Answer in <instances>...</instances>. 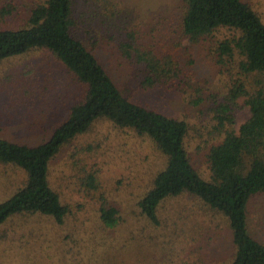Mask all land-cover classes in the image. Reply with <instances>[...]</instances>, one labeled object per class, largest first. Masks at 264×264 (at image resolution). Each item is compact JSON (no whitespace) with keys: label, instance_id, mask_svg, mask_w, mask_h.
I'll return each instance as SVG.
<instances>
[{"label":"rangeland","instance_id":"1","mask_svg":"<svg viewBox=\"0 0 264 264\" xmlns=\"http://www.w3.org/2000/svg\"><path fill=\"white\" fill-rule=\"evenodd\" d=\"M12 3L16 16L2 26H21L37 2ZM248 1L264 19V0ZM185 0H75L76 34L93 48L121 89L132 100L189 124L186 147L194 164L208 177L207 154L220 140L214 125V96L222 99L231 73L216 61L214 49L231 34L226 28L194 41L184 34ZM117 22L135 26L139 41L159 53L173 51L184 64L183 85L141 84L142 72L117 48L122 37L110 39ZM193 60V62H192ZM85 86L48 49L37 48L0 62V135L20 143L38 144L50 138L71 107L84 98ZM198 94L204 99L193 102ZM244 98L235 109V128L250 117ZM166 158L153 141L129 128L100 118L66 144L52 160L50 180L72 212L64 223L40 213H23L0 227V264H230L235 249L226 218L198 197L185 193L171 198L162 211L177 224H149L139 200L152 187ZM93 172L97 189H88ZM26 172L0 163V202L23 186ZM119 208L120 222L106 226L99 215L101 198ZM167 210V211H165ZM251 232L264 242V193L249 204ZM168 223V224H167Z\"/></svg>","mask_w":264,"mask_h":264},{"label":"trees","instance_id":"2","mask_svg":"<svg viewBox=\"0 0 264 264\" xmlns=\"http://www.w3.org/2000/svg\"><path fill=\"white\" fill-rule=\"evenodd\" d=\"M16 16L12 3L0 9V20ZM21 26L0 25V62L37 48L48 49L85 86L84 98L72 105L69 115L58 124L49 139L38 144L20 143L0 135V163L12 164L26 172V181L13 195L0 202V227L15 215L40 213L64 223L72 212L50 180L52 160L94 122L106 118L153 141L166 158L165 166L153 179L152 187L139 200L150 225L159 227L164 218L177 224L174 215L163 216L169 199L185 193L195 195L210 210L228 221L234 244L230 264H264V242L251 232L249 204L264 193V19L246 0H185L182 18L184 34L196 41L226 28L231 34L220 40L214 52L224 71L231 73L228 93L214 96L211 131L220 140L207 154L210 175L204 176L186 147L189 124L132 100L101 62L95 50L75 32L78 19L75 0L37 2ZM117 31L110 39L122 37L120 53L139 67L141 84L153 87L186 79L184 64L173 51L159 53L139 41L138 31L127 23L112 20ZM193 62V60H192ZM244 98L250 117L235 128V109ZM195 104L204 99L193 98ZM88 189H97L93 172L85 176ZM167 211V210H165ZM99 215L108 227L120 222L119 208L101 198ZM168 224V223H167Z\"/></svg>","mask_w":264,"mask_h":264}]
</instances>
